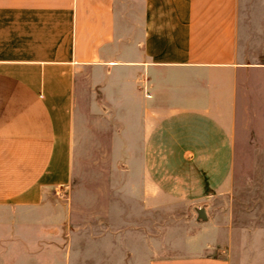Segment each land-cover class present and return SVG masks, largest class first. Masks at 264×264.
I'll use <instances>...</instances> for the list:
<instances>
[{"label": "crops", "instance_id": "obj_1", "mask_svg": "<svg viewBox=\"0 0 264 264\" xmlns=\"http://www.w3.org/2000/svg\"><path fill=\"white\" fill-rule=\"evenodd\" d=\"M243 7L258 45L241 42ZM88 113L122 140L113 179L76 190ZM246 149L264 152V0H0V209L16 214L17 264H241L232 218L203 204L233 197Z\"/></svg>", "mask_w": 264, "mask_h": 264}, {"label": "rangeland", "instance_id": "obj_2", "mask_svg": "<svg viewBox=\"0 0 264 264\" xmlns=\"http://www.w3.org/2000/svg\"><path fill=\"white\" fill-rule=\"evenodd\" d=\"M242 16L244 21L241 42L249 46L260 44L259 23L247 22L249 14L246 7H243ZM117 129L113 121H99L96 115L88 113L83 130H76L75 134L74 189L97 190L98 176H102L103 180L109 177L113 179L114 172L111 170V164L115 149L120 147L122 140V130ZM242 131L244 141L249 130ZM244 145L242 144V147ZM260 162L261 166H259ZM263 163L264 152L240 150L233 197L219 198L203 204V208L211 211L220 222H223L227 215L232 218L236 228L235 255H239L241 264H264ZM57 198L61 202L66 201L62 195L57 194ZM14 217L16 214L13 209H0V264H17V253L21 247L18 246L16 231H11L8 226ZM49 249V247H42V251Z\"/></svg>", "mask_w": 264, "mask_h": 264}, {"label": "water", "instance_id": "obj_3", "mask_svg": "<svg viewBox=\"0 0 264 264\" xmlns=\"http://www.w3.org/2000/svg\"><path fill=\"white\" fill-rule=\"evenodd\" d=\"M198 219L199 220H202V221H207L208 220V217H207V214L205 212V209L203 208H200L198 209Z\"/></svg>", "mask_w": 264, "mask_h": 264}]
</instances>
